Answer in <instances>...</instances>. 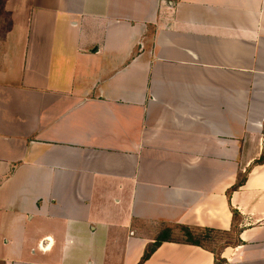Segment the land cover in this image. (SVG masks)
Listing matches in <instances>:
<instances>
[{"label": "crops", "instance_id": "obj_1", "mask_svg": "<svg viewBox=\"0 0 264 264\" xmlns=\"http://www.w3.org/2000/svg\"><path fill=\"white\" fill-rule=\"evenodd\" d=\"M0 264H264V0H0ZM245 183L232 190L240 175ZM238 215L234 217L233 210Z\"/></svg>", "mask_w": 264, "mask_h": 264}, {"label": "trees", "instance_id": "obj_2", "mask_svg": "<svg viewBox=\"0 0 264 264\" xmlns=\"http://www.w3.org/2000/svg\"><path fill=\"white\" fill-rule=\"evenodd\" d=\"M258 164H262L264 163V152L261 156V158L259 160H257ZM247 174L248 171L243 174L240 175L239 180L237 181V183L234 185V187L232 188V190H237L239 189L246 181L247 179ZM233 210V214L234 217L236 218V216L238 215V212L236 209H232ZM178 229V234L181 236V242H185V243H190V244H195V245H199L207 250H210L214 253L215 255V264H227V261L224 260L221 257V253L222 250L226 247L229 246L231 244L237 245L240 243V239H239V233L240 231H237V239L235 241H230L229 239L231 238V236L233 237V233H227V232H221V231H215L212 229H205V230H201L198 233H196V231H192L189 227L187 226H181L178 225L176 226ZM213 233H222L223 235H225L228 239L222 243L218 248L214 249L212 247L207 246L206 244H204V239L211 237V235ZM169 239L168 236V231L167 230H163L162 234L160 235V237L156 240L155 243L153 244H148L145 248L144 254L140 260V262L138 264H143L146 260H148L151 255L153 254V252L161 245L162 242L166 241Z\"/></svg>", "mask_w": 264, "mask_h": 264}, {"label": "rangeland", "instance_id": "obj_3", "mask_svg": "<svg viewBox=\"0 0 264 264\" xmlns=\"http://www.w3.org/2000/svg\"><path fill=\"white\" fill-rule=\"evenodd\" d=\"M3 18H1L0 21V34L3 32L6 24H4V16H2ZM199 231H196V233H198ZM228 238L223 235L222 233H213L211 235V237H208L206 239H204V244H206L209 247H212L214 249L218 248L222 243H224ZM230 240V239H229ZM231 241V240H230ZM115 264H123V262H117Z\"/></svg>", "mask_w": 264, "mask_h": 264}]
</instances>
